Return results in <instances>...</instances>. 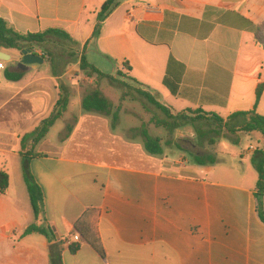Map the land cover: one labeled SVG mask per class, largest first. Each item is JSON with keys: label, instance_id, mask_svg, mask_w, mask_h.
I'll list each match as a JSON object with an SVG mask.
<instances>
[{"label": "crops", "instance_id": "obj_1", "mask_svg": "<svg viewBox=\"0 0 264 264\" xmlns=\"http://www.w3.org/2000/svg\"><path fill=\"white\" fill-rule=\"evenodd\" d=\"M106 1L0 0V18L16 32L53 29L71 37H48L36 49L55 45L61 53L45 51L51 59L26 72L16 69L22 51L0 49V169L10 177L0 195V264H264V195L258 200L259 174L247 162L264 150L260 135L248 134L257 145L240 152L237 170L213 154L223 137L204 143L211 123L168 130L159 126L166 114L153 104L144 106L155 113L149 120L130 111L143 127L126 138L110 117L83 110L86 88L95 87L80 68L84 56L113 85L153 97L173 116L202 111L226 121L254 110L264 84V49L254 38L264 0H116L94 38ZM6 73L22 77L11 81ZM167 81L178 85L176 95ZM59 100L68 102L66 113L36 144L37 129ZM256 112L264 116V93ZM243 123L230 122L233 129ZM152 129L161 132L152 136ZM145 132L162 140V156L147 152ZM24 156L31 157V188ZM196 156H215L216 163L197 165ZM94 208L105 257L86 244L72 254L65 242ZM33 225L52 236H24Z\"/></svg>", "mask_w": 264, "mask_h": 264}, {"label": "trees", "instance_id": "obj_2", "mask_svg": "<svg viewBox=\"0 0 264 264\" xmlns=\"http://www.w3.org/2000/svg\"><path fill=\"white\" fill-rule=\"evenodd\" d=\"M117 3L116 0H107L99 14H98V26L94 32L93 37H98L100 34L101 23L104 22L116 9ZM48 37H58L65 40H70L71 37L66 32L60 30H47L42 33L38 34H28L23 35L16 32L12 29L8 23L0 18V49H7V50H25V49H34L36 47H44L47 43ZM254 38L256 44L264 49V22L257 25L254 31ZM45 52V51H44ZM46 53V52H45ZM51 58V56H49ZM50 60V59H49ZM124 67L127 69H131L128 63L124 64ZM80 68L84 71L88 77L94 79L93 86L95 87L93 90L89 91L91 88H86V93L84 94L82 107L86 113H97L112 119V126L116 127V124L120 118L121 108L115 106L103 93L100 88V79H113L109 76H106L99 72L97 69L90 66L84 56L81 57L80 61ZM184 70V68H183ZM5 77L7 80L11 81H18L21 79L22 75L19 73H6ZM166 84L169 86L170 90L174 95L178 93V85L173 86L170 81H167ZM141 96L145 97L151 104L155 105L159 108L162 112H164L168 118L167 121L160 122L159 126L164 127L165 129L172 130L181 127L185 123L190 122H199L204 121L207 123H211L214 130L213 134L216 135L218 138L221 137H229L234 136L238 133H258L261 139L264 141V116L257 114L256 109L262 95L264 93V84H260L256 91V105L255 109L248 112H239L233 114L228 118L226 121L221 118L217 114H208L202 111H185L181 112L180 114L173 116L168 113L167 108L164 107L161 103L157 102L153 97L143 94L142 92H138ZM68 109V102L66 100H59L57 103V108L54 114L44 120L39 128L37 129L36 137L34 141L38 144L41 140H43L47 134L49 133L50 129L55 125V123L60 120ZM235 117H241L244 120V123L237 129H233L229 127V123ZM72 129H69V133H71ZM225 131V132H224ZM144 145L147 152L152 156H162L163 155V145L161 139H154L152 138L147 132H145L144 137ZM30 156H24L23 158V172H24V179L26 184L29 188H31V183L33 181L30 173H29V162ZM193 162L197 165H206L216 163L215 156H207V157H198L196 156ZM253 166L257 170L259 174V181L257 184V197L258 200L262 195H264V150L256 151L253 159ZM10 186V177L5 170L0 169V195L4 194ZM32 202H33V195L31 194ZM34 210L36 213V218L39 215V207L33 202ZM101 212L99 209H89L86 211L82 217L76 221L73 226L72 235H79L80 242L74 243L69 246V250L72 254H76L80 251L81 247L86 244L93 248L101 257H105V250L102 244V240L100 237L99 232V220H100ZM259 216L262 222L264 223V213L260 206L259 209ZM33 233H40L51 237L50 233L45 232L44 230L40 229L39 227L33 225L29 227L24 236L33 234ZM53 260V255H52Z\"/></svg>", "mask_w": 264, "mask_h": 264}, {"label": "rangeland", "instance_id": "obj_3", "mask_svg": "<svg viewBox=\"0 0 264 264\" xmlns=\"http://www.w3.org/2000/svg\"><path fill=\"white\" fill-rule=\"evenodd\" d=\"M46 48L47 50L45 49L44 51L46 52L48 51L49 54H51L52 56H57L58 54L61 53V50H62L60 46L57 47L55 45H49V46H46ZM79 83L85 86L87 85L85 81H80ZM128 83H131V82L128 81ZM100 87L103 90L104 95L115 106L121 108L120 118L116 126L117 125L119 126L118 131L122 135H125L126 138L133 137V133L131 131L127 132L132 127H135V128L143 127L141 120L138 118H135V116L130 112L131 110L135 111L138 115H141L146 119L148 118V120L152 118L153 116H155V113L148 112L146 110V107H144V106H152V104L145 97L140 96L136 91L131 90L127 86L122 85L121 83H117L116 85H113L108 79L101 78ZM156 99L160 100L161 98L160 96H158L156 97ZM73 103H74V106H72V109L75 108L76 100H73ZM59 126L56 129V131L59 130ZM229 127L232 128V125L230 123H229ZM180 129L182 132H185L187 130L197 131L195 129V126H193L192 123L183 125L180 127ZM66 130L67 129H65L64 131ZM160 132H161L160 129L158 130L152 129L151 135L155 136L156 133L160 134ZM223 138L224 139L220 140V142L217 145L213 146V154L215 156L218 155L219 157H221V155L225 156L229 160L228 166L231 168H234V170H237V164L238 162L241 161L240 156H239L240 152H242V150H248L251 147V145H257V138L254 136L245 134V133H242V134L238 133L234 136L223 137ZM210 139L217 140L220 138H218L214 134L207 136L204 140V143H206L207 146L209 145L208 143ZM230 155L236 156V159H234L233 162L231 161ZM252 159L253 157L247 160L248 164L253 165ZM22 169H23V160H22ZM37 197H39L38 194H37Z\"/></svg>", "mask_w": 264, "mask_h": 264}, {"label": "water", "instance_id": "obj_4", "mask_svg": "<svg viewBox=\"0 0 264 264\" xmlns=\"http://www.w3.org/2000/svg\"><path fill=\"white\" fill-rule=\"evenodd\" d=\"M22 60L17 64L16 69L26 72L32 69V66L44 64V59L33 53V49L22 50Z\"/></svg>", "mask_w": 264, "mask_h": 264}, {"label": "built area", "instance_id": "obj_5", "mask_svg": "<svg viewBox=\"0 0 264 264\" xmlns=\"http://www.w3.org/2000/svg\"><path fill=\"white\" fill-rule=\"evenodd\" d=\"M33 53L36 55H38L39 57L43 58L44 60H49L50 57L47 53H45L43 50H38L36 48L33 49ZM1 69H4V64L3 63H0V70ZM248 151H255V147L254 146H251ZM77 242H80V236L79 235H74V236H71L69 239L66 240V245L67 246H71L72 244L74 243H77Z\"/></svg>", "mask_w": 264, "mask_h": 264}]
</instances>
